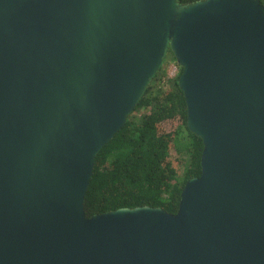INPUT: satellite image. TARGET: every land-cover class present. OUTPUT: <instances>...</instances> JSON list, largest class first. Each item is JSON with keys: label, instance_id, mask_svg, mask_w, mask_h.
<instances>
[{"label": "water", "instance_id": "1", "mask_svg": "<svg viewBox=\"0 0 264 264\" xmlns=\"http://www.w3.org/2000/svg\"><path fill=\"white\" fill-rule=\"evenodd\" d=\"M170 52L202 173L177 213L88 217L96 157ZM0 264H264L261 0H0Z\"/></svg>", "mask_w": 264, "mask_h": 264}, {"label": "trees", "instance_id": "2", "mask_svg": "<svg viewBox=\"0 0 264 264\" xmlns=\"http://www.w3.org/2000/svg\"><path fill=\"white\" fill-rule=\"evenodd\" d=\"M181 72L165 84L163 67L127 124L98 153L85 198L88 217L138 206L177 213L186 182L202 173L204 149L202 138L187 125V104L178 83Z\"/></svg>", "mask_w": 264, "mask_h": 264}, {"label": "built area", "instance_id": "3", "mask_svg": "<svg viewBox=\"0 0 264 264\" xmlns=\"http://www.w3.org/2000/svg\"><path fill=\"white\" fill-rule=\"evenodd\" d=\"M166 74L163 77V82L166 84L169 80L177 77L180 72V66L177 64L175 60L170 59L168 63H166Z\"/></svg>", "mask_w": 264, "mask_h": 264}, {"label": "rangeland", "instance_id": "4", "mask_svg": "<svg viewBox=\"0 0 264 264\" xmlns=\"http://www.w3.org/2000/svg\"><path fill=\"white\" fill-rule=\"evenodd\" d=\"M262 1L264 2V0H262ZM170 59H174L171 52L166 56V59H165L166 62L164 64V66H163L164 68H166V70H167L166 63H168V61ZM180 69H181V67H180ZM137 114H140V113H137ZM184 173H185V167L183 166L182 169H181V174H180L181 178L184 177Z\"/></svg>", "mask_w": 264, "mask_h": 264}]
</instances>
